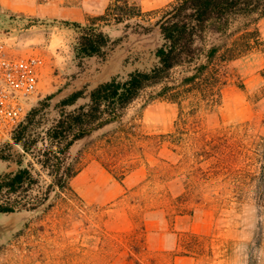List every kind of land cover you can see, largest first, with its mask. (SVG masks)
Instances as JSON below:
<instances>
[{
    "label": "rangeland",
    "instance_id": "rangeland-1",
    "mask_svg": "<svg viewBox=\"0 0 264 264\" xmlns=\"http://www.w3.org/2000/svg\"><path fill=\"white\" fill-rule=\"evenodd\" d=\"M162 11H144L139 0H0L8 51L44 61L24 120L0 142V156L19 153L38 173L32 196L42 201L0 213V264H264V198L256 194L264 191L252 177L264 137V11L236 17L226 35L209 32L208 44L238 54L222 63L221 102L201 108L197 130L162 137L175 131L179 106L150 86L118 121L71 146L68 188L49 186L39 162L65 96L151 62ZM75 22L120 43L105 57L79 56ZM32 117L41 135L26 153L14 135ZM226 143L242 149L231 168L207 155ZM5 166L0 159V172Z\"/></svg>",
    "mask_w": 264,
    "mask_h": 264
},
{
    "label": "trees",
    "instance_id": "trees-1",
    "mask_svg": "<svg viewBox=\"0 0 264 264\" xmlns=\"http://www.w3.org/2000/svg\"><path fill=\"white\" fill-rule=\"evenodd\" d=\"M158 9L163 10L156 21L161 42L148 51L146 56L152 60L147 66L135 67L123 78L113 76L97 82L88 90H74L60 101L58 115L45 131L47 145L39 159L52 178L49 186L61 190L68 188V180L76 170L72 163L66 162L71 146L95 130L118 121L129 104L147 87L161 85L159 96L179 106L175 131L162 137L167 136L174 142L178 139L177 130H197L201 108L221 102L222 63L238 54L233 47L221 51L222 47L208 44L209 32L226 35L236 17L263 13L264 0H174ZM74 25L80 28L75 48L79 56L105 57L120 43L121 38L112 39L94 25L76 22ZM80 99L85 101L77 104ZM186 100H190L188 106L184 104ZM38 122L40 120H34V117L28 119L14 135V140L26 153L33 152V146L39 141L41 123ZM256 145L260 167L252 177L264 191L261 186L264 182V137ZM210 150L207 151L208 158L215 157L217 164L222 163L227 168L234 165L242 151L233 143L223 144L220 149L212 144ZM18 156L11 153L0 156L6 163L0 172V213L35 209L42 201L40 196H32L39 185L38 173L23 164L21 154ZM256 194L262 195L260 200L264 198V192L256 191ZM48 195L47 191L41 198Z\"/></svg>",
    "mask_w": 264,
    "mask_h": 264
},
{
    "label": "built area",
    "instance_id": "built-area-1",
    "mask_svg": "<svg viewBox=\"0 0 264 264\" xmlns=\"http://www.w3.org/2000/svg\"><path fill=\"white\" fill-rule=\"evenodd\" d=\"M39 55H17L0 39V142L25 118L43 66Z\"/></svg>",
    "mask_w": 264,
    "mask_h": 264
},
{
    "label": "crops",
    "instance_id": "crops-1",
    "mask_svg": "<svg viewBox=\"0 0 264 264\" xmlns=\"http://www.w3.org/2000/svg\"><path fill=\"white\" fill-rule=\"evenodd\" d=\"M173 1L174 0H139V5L142 10L150 11L166 6L167 4Z\"/></svg>",
    "mask_w": 264,
    "mask_h": 264
}]
</instances>
